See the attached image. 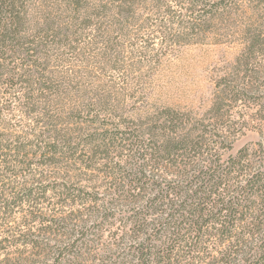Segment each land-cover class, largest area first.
Returning a JSON list of instances; mask_svg holds the SVG:
<instances>
[{
  "label": "trees",
  "instance_id": "trees-1",
  "mask_svg": "<svg viewBox=\"0 0 264 264\" xmlns=\"http://www.w3.org/2000/svg\"><path fill=\"white\" fill-rule=\"evenodd\" d=\"M242 1L0 0V264H264V145L233 153L262 30H246L205 112L127 104L123 89L81 94L79 72L59 70L84 42L118 71L119 39L140 58L154 50L132 26L188 44L180 34L215 30ZM14 107L23 133L11 132Z\"/></svg>",
  "mask_w": 264,
  "mask_h": 264
},
{
  "label": "rangeland",
  "instance_id": "rangeland-1",
  "mask_svg": "<svg viewBox=\"0 0 264 264\" xmlns=\"http://www.w3.org/2000/svg\"><path fill=\"white\" fill-rule=\"evenodd\" d=\"M262 1L243 0L240 8L233 14L232 20L217 21L218 28L213 31L192 35L187 34V31L182 33L181 30L180 39H188L192 42L188 44L162 45L163 34L156 26L143 28L139 25L132 26L130 28L132 32H142L146 38L154 41L152 46L154 50L148 53L154 61L150 56L141 59L131 53L130 41H133V38H128L131 40L126 39L127 41L121 38L118 40L119 65H121L118 71H114L110 63L102 58L101 55L105 50L101 43L91 48L92 43L84 44V42L80 46L81 51L75 54L77 57L68 56L67 62L59 63V70L79 72L82 78H77L73 84L77 88H87L81 94L91 93L90 91L94 89L104 90L106 87L111 93L121 92L123 89V95L119 94V97L127 104L143 102L141 105L147 109H153L156 105H175L205 112L211 104L216 79L229 71L240 55L246 43V30L248 28L262 30L264 38V14L259 10ZM155 13L156 11L149 9L142 12L143 18L157 17L158 13L154 16ZM171 27L176 29L171 31L176 34L178 29L175 26ZM140 45L142 43H138L139 49L144 50ZM116 53L112 56H116ZM261 60L260 71L253 75L251 82L256 94L252 93L249 104L241 103L238 108L237 120L242 119L247 125L239 132L233 153L246 146L257 149L259 143L264 145V104L256 105L260 97H264V59ZM134 63H136L135 69H133ZM123 75H126V80H123ZM136 89H141L143 92L130 98ZM126 96L129 98L127 99ZM261 100L264 101V98ZM12 115H14L12 123L15 126L11 127V132L15 134L25 132L29 123L22 112L14 107ZM40 208L43 214L51 213L55 209L53 206L48 207L47 204H41ZM24 212L25 210H17L14 213L13 226L18 225Z\"/></svg>",
  "mask_w": 264,
  "mask_h": 264
}]
</instances>
